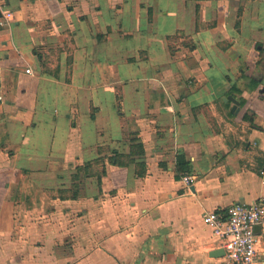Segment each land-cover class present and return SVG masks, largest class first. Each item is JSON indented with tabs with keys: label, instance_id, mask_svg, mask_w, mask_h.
Returning a JSON list of instances; mask_svg holds the SVG:
<instances>
[{
	"label": "crops",
	"instance_id": "crops-1",
	"mask_svg": "<svg viewBox=\"0 0 264 264\" xmlns=\"http://www.w3.org/2000/svg\"><path fill=\"white\" fill-rule=\"evenodd\" d=\"M5 14L0 264H225L203 215L264 196V0H0Z\"/></svg>",
	"mask_w": 264,
	"mask_h": 264
},
{
	"label": "built area",
	"instance_id": "built-area-1",
	"mask_svg": "<svg viewBox=\"0 0 264 264\" xmlns=\"http://www.w3.org/2000/svg\"><path fill=\"white\" fill-rule=\"evenodd\" d=\"M10 14L3 16L0 24L9 20ZM26 73L30 74L29 70ZM190 185L192 178H182ZM203 221L219 241L224 251L225 264H253L256 258L257 237L254 229L264 223V196L249 203H235L223 212H207Z\"/></svg>",
	"mask_w": 264,
	"mask_h": 264
},
{
	"label": "trees",
	"instance_id": "trees-1",
	"mask_svg": "<svg viewBox=\"0 0 264 264\" xmlns=\"http://www.w3.org/2000/svg\"><path fill=\"white\" fill-rule=\"evenodd\" d=\"M259 55H260L261 60H264V49H260ZM232 89H234V87ZM244 118H247V117H244ZM138 148H141V147L138 146ZM131 154H132V152H131ZM115 158H116V163L115 164H117L118 166H125L128 163L132 162V160L128 156L123 158L120 155H115ZM120 158H123V159H126V160L125 161L123 160L122 162H120L118 160ZM87 167H78L76 169V172L77 173H80V172H82L83 169H87ZM177 167H178V170L179 171H182L183 172V174H186V175L188 174V172H189V165H188V163L182 157H178V159H177ZM102 174H103V170H101L99 172H96L97 178L100 179V177L102 176Z\"/></svg>",
	"mask_w": 264,
	"mask_h": 264
},
{
	"label": "water",
	"instance_id": "water-1",
	"mask_svg": "<svg viewBox=\"0 0 264 264\" xmlns=\"http://www.w3.org/2000/svg\"><path fill=\"white\" fill-rule=\"evenodd\" d=\"M229 100L233 103V106H232V109H231V112L232 113H236L238 112V101H236L235 99L231 98V97H228L226 99V101ZM224 255V251L222 249H216L214 251H212L211 253H209V256L210 257H222Z\"/></svg>",
	"mask_w": 264,
	"mask_h": 264
}]
</instances>
